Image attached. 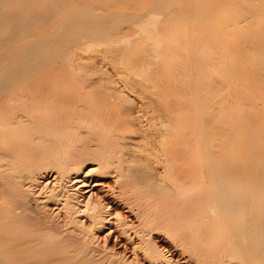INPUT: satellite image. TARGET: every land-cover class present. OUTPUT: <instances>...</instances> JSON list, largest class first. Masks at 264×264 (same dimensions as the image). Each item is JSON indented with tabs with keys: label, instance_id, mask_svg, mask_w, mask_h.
<instances>
[{
	"label": "bare ground",
	"instance_id": "6f19581e",
	"mask_svg": "<svg viewBox=\"0 0 264 264\" xmlns=\"http://www.w3.org/2000/svg\"><path fill=\"white\" fill-rule=\"evenodd\" d=\"M188 1L148 0L138 10L128 9L131 4L118 10L112 3L115 9L108 10L106 4L108 9L102 11L105 7L98 10L84 0H0V264H130L107 248L113 236L117 245L123 242L121 246H127L137 263L140 259L147 264H168L171 260L151 241L153 237L150 239L157 232L177 243L196 264H264V167H259V139L255 140L254 134L259 131V119L255 129L253 121L258 115L252 116V124L251 116L245 117L246 112L252 115L257 109L256 104L254 108L248 104L250 101H245L250 110L242 105L251 85L248 91L242 90L249 81L245 77L242 81L244 63L240 62L244 61L237 59L249 47L252 51L255 42L250 46L246 39L247 48L242 45L245 37L240 38V46L241 40H237V47L228 50L236 51V58L231 55L225 69L226 56L213 50V14H209L213 8L208 12L210 4L204 9L202 0L200 6L198 0H190L197 6ZM236 1L248 4L249 11L259 10V20L263 17L264 0H259V6L248 0ZM244 14H240L243 19L239 23L247 21ZM162 15L163 23L159 21ZM177 22L192 27H182L178 33L173 29ZM123 24L126 28L137 24L136 33L142 37L138 43L149 44L146 51L147 45L141 43L146 53L142 56L141 50L137 56L131 51L139 45L131 51L128 48L129 40L137 35L130 38L131 34H126L129 29L121 31L127 37L119 33L123 52L130 51L135 55L131 61L141 66L138 70L135 64L136 70L143 72L141 87L153 96L152 108L148 107L154 109L159 122L153 129L154 123L151 128L146 126L155 133L157 140L152 138L161 149V168L168 184L156 185V169L131 165L133 159L143 161L131 148L148 134L130 118L132 108H121L111 101L113 94L109 96L76 73L77 53L84 54L95 43L116 46L117 35L112 31L121 30ZM198 27L200 31L203 28L204 35L199 33L202 38L195 31ZM159 30L163 39L166 33L171 34L167 37L169 42L174 39L171 44L159 39ZM260 30L259 65L251 69L256 68L259 80L254 81L263 89L264 30L261 34ZM110 32L112 39H108ZM135 40H130L131 44L136 45ZM215 65L221 67L219 74ZM222 88L227 97L223 96V104L219 96L222 103L217 106L216 93ZM254 96H247L250 103L259 99L264 106V97L254 100ZM90 164L95 167L86 171ZM97 175L113 178L116 191L110 187L101 199L86 196L88 188L103 186L96 181ZM121 207L136 225L114 213L113 209ZM99 232L104 235L102 242Z\"/></svg>",
	"mask_w": 264,
	"mask_h": 264
},
{
	"label": "rangeland",
	"instance_id": "374dc122",
	"mask_svg": "<svg viewBox=\"0 0 264 264\" xmlns=\"http://www.w3.org/2000/svg\"><path fill=\"white\" fill-rule=\"evenodd\" d=\"M83 1V0H82ZM89 3V5L90 6H95V8H106L107 6L109 7V9L108 8H104V10H102V9H100V10H102V11H105V10H113V9H117L118 8V10L119 9H126L125 7H127L128 5H130L131 4V7L129 6L128 7V9H132V7H133V9L135 10H138V8H139V6H141L140 8L142 9V7L143 6H145L147 3H148V0L146 1H144V0H129V2H128V0H104L105 1V3H104V1L103 0H100L101 2H99L98 0V2L100 3V4H105V6L103 5H100V4H98V2L96 1V0H84V4H87L88 5V3ZM91 1L93 2L92 4H91ZM94 1L95 2H97V4L96 3H94ZM138 1V2H137ZM142 1H144V2H142ZM193 1H196V0H193ZM199 1V0H198ZM203 1V3L205 4V6L202 4V6H204V9H207L208 8V6H209V4H210V6L211 7H209L206 11H208L210 8H211V10L210 11H212L213 12V10H214V12L217 10V12H215L216 13V15H215V13L213 12V13H210L209 11V14H213V15H211L210 17H212L211 18V21L212 22H214V23H211V21H210V24H211V26H214V28H212V29H214L212 32H213V36H211L212 38V40L214 39H216V37H217V39H219V41L216 39L215 41L213 40L212 42H214V49L213 50H215V49H217V50H220V51H222V53H221V55L223 56H226V57H224V58H227L226 60H225V62L227 61V63H224L223 65H225L224 66V68L227 66V65H229V63H230V61H231V59H232V57H231V55H233L235 58H236V56H235V53H236V51H233L232 52V50L230 51V52H232V53H228V50H230V48H232V47H237V44L239 43V46L241 45V43L243 42L242 41V39H240V38H243V37H245V38H243V40H244V44L242 43V45H245V43H247V40H248V43H249V45L250 44H252L253 45V43L255 42V46L253 45V46H251L252 48H254L252 51H248L249 50V45L248 46H246L247 48H248V50H247V53L245 52V54H242V56L240 55V56H238L237 57V59H242L244 62H240V63H244V64H241V68H243V75H245V76H243V79H242V81L244 80V77H245V80H248L249 81V83H248V81H247V83L249 84V85H247L246 84V89H245V87H244V85H245V83H246V81H245V83L244 82H242V83H244L242 86L244 87H242L243 89V91H246L247 89H248V87H249V91L247 92V93H244L245 94V98H246V100L243 98V103H242V105H246L245 106V108H246V110L248 111V110H250L255 104V108L254 109H257L258 110V106H259V113L257 112V110H254L253 112H255V113H253L252 115L249 113V112H251V111H248V112H246L247 113V116H245L246 114H245V112H244V116L247 118H250V116H251V118H252V120L250 121V120H248L247 119V122H251V124H252V121L255 119V117H252L253 115L254 116H256V115H258V117L253 121L254 123V125L258 122L259 124H256L257 126L259 125V131L257 132L256 131V133H254V134H256V139L255 140H257V137H258V141H257V143H258V146L256 147L257 148V150L259 151V153H260V156H259V154H258V156L261 158L260 159V162H259V167H264V106L262 105V103L260 102V100L258 99L259 98V96H260V94L259 93H261V95H262V90H264V88L262 89V87H261V85L260 84H258L259 82L257 81V84H256V81H254V79L255 80H259L258 78L256 79V76H257V73H256V75L254 74L255 73V69L256 68H254V71L251 69V66H253V67H258V66H256V64L257 65H259V49H258V47H259V37H261V35H259V28H261V27H264V15H263V19L262 18H260V20H259V10L258 11H256V12H252V11H249L248 9L249 8H246V6H248V4L247 5H245L242 1H241V3H239V1H236V0H234V1H230V0H225L226 1V3H225V1L224 0H222L221 2H220V0L219 1H209V3H208V1L206 0V2L204 1V0H202ZM229 1V2H228ZM248 1H250L251 2V4H253V5H257V6H259V0H248ZM110 2V3H109ZM125 2H127V3H125ZM189 3L191 2L192 4L194 3V2H192V1H188ZM210 2H212L213 4H215L214 2H218V3H216L215 5H217V6H215V5H213V4H211ZM238 3V5L236 4V3ZM79 3H81L80 2V0H79ZM113 3V4H112ZM116 3L118 4V5H116ZM134 3V4H133ZM135 3H136V5H135ZM221 3H223V5L221 4ZM228 3V4H227ZM83 4V3H82ZM106 4H108L107 6H106ZM114 5V7L112 6V5ZM121 6H120V5ZM124 4H125V6H124ZM196 6H197V2L196 3H194ZM193 4V5H194ZM219 4V5H218ZM235 4V5H234ZM100 7H99V6ZM111 5V6H110ZM134 5H135V7H137V8H135L134 7ZM198 5L200 6L201 5V1H199V3H198ZM225 5V6H224ZM97 6V7H96ZM117 6H119V7H117ZM201 6V7H202ZM207 6V8H205ZM213 6H215V7H213ZM223 6V7H222ZM229 6V7H228ZM110 7H111V9H110ZM113 7V8H112ZM219 8V9H215V8ZM223 9H222V8ZM242 7V8H241ZM212 8H213V10H212ZM221 8V9H220ZM229 8V9H228ZM98 9V10H99ZM121 9V10H122ZM127 9V10H128ZM229 11H228V10ZM218 10H220V11H218ZM221 10H222V13H221ZM227 10V11H226ZM115 11V10H114ZM239 11H241V13L242 14H244V13H246L247 11L249 12V13H247V14H244V15H246L245 17H246V20L247 21H245L244 20V23L246 24H244V23H239V21H241V19H243V18H240V12ZM243 11V12H242ZM207 12V13H208ZM226 14H225V13ZM219 13V14H218ZM230 13V14H229ZM234 13V14H233ZM218 14V15H217ZM221 14V15H220ZM238 14H239V18H238ZM249 14V15H248ZM224 15V16H223ZM225 15H226V17H225ZM231 15L234 17H231ZM163 16L164 15H162L161 17H160V20L159 21H162L161 19H163ZM215 16H217V17H215ZM221 16V18L219 19V17ZM229 16V17H228ZM248 16H249V18H248ZM252 16V17H251ZM225 17V18H224ZM229 18V19H232V20H230L229 21V19L227 20L226 18ZM231 17V18H230ZM223 18V19H222ZM237 18V19H236ZM214 21H213V20ZM225 19V20H224ZM262 19V20H261ZM164 20V19H163ZM223 21L224 20V22H220V21ZM227 20V21H226ZM234 20H235V22H237V23H234ZM226 21V22H225ZM231 21H233V22H231ZM164 21H162V23H163ZM182 22V21H181ZM181 22H179V24H178V22H177V24H176V27L174 28V25H173V29H175V31H178V33L181 31V30H183L185 27H188L189 25H187L186 26V24L187 23H184V24H182ZM216 22V23H215ZM259 22H261V23H259ZM161 23V22H160ZM161 23V24H162ZM225 24V25H223V24ZM233 23V24H232ZM219 25V26H215V25ZM234 24H236L235 26H234ZM261 24V26L259 27V25ZM124 25V27L123 28H125V29H119L117 32L116 31H112L113 32V35L116 33V37H117V39H115L116 37L115 36H113L114 38L113 39H115V40H117V42L118 41H120L119 43H115L116 44V46H112V45H98V44H94V45H92V47H90L86 52H84V54H83V52H82V54H80V53H77V55L79 56L78 58H75V60H77L76 62L77 63H79V64H77L75 61H74V64H75V66H76V71L78 70L79 72H76V73H79V77L81 76V77H83V76H85V81L87 80V78H89L88 80H89V82L88 83H91V82H93V83H95V87H97V88H99L101 91H104V93L106 92L107 94H109V96H111L112 94V96H111V101H116L117 103H118V105H120V107L121 108H123V109H126V108H130L131 109V114H132V116H130V118L131 119H134V120H136V121H134V123L136 122L138 125H140L141 127H142V129L143 130H145L146 131V134H147V130H148V134L144 137V138H142V137H140L138 140H136V142H135V144L137 145L135 148H131L132 149V151L134 152V154H135V156H139V157H141V158H143V161H141V162H138V161H134V159H133V162L131 163V165L134 167V168H136V169H145V170H153V169H156L157 170V173H159V180H157V182H156V185H164V184H168L169 183V180L168 179H166L164 176H163V168H161V167H163V165H162V163H161V149L158 147V145H157V143L155 142V140H157L156 139V137H154V132L152 131H150L149 129L151 128V124H153L152 125V129H153V127H154V125H156V123H158L159 122V119L157 118V116H155L156 114L154 113V109H151L152 108V106L151 105H153V104H151V99H152V97L153 96H151V94H149L147 91V94H146V92H145V90L141 87V79L140 78H142V76H141V74L143 73L142 71H137L136 70V63H134V61H131L132 59L134 60V58H135V55H137V56H141V53H140V51L141 50H144V49H142V47H144L145 46V44L147 45V43L145 42L144 44H143V42L141 41V42H139L138 43V41L140 40V37H141V35H138L136 32H138L139 33V28L135 25H130V27H127L126 28V25L125 24H123ZM183 25V26H182ZM244 25L246 28H243L242 26ZM157 26H159V23H157ZM163 26V25H162ZM161 25L159 26V27H161L162 29H163V27H162ZM223 26V27H222ZM159 27H157L158 29H160L161 30V28H159ZM179 27H181V28H179ZM182 27H183V29H182ZM189 27H192V26H189ZM200 27H202V26H200ZM218 29H216V28ZM218 27H220V28H218ZM235 27H236V29H235ZM239 27H242L243 28V30H242V28H239ZM203 28H205L204 26H203ZM203 28H202V31H203ZM211 28V27H210ZM224 28V29H223ZM128 31H127V30ZM131 29V30H130ZM177 29V30H176ZM223 29V30H222ZM136 30V31H135ZM160 30H159V32H160ZM217 32H219V33H216V31ZM220 30H221V32H220ZM225 30V31H224ZM240 30H242L241 32H240ZM264 30V28L262 29V31ZM121 31L122 32H125V31H127L126 32V34L127 35H130L129 37L131 38V37H133V35H137V37L136 36H134L133 38H131L130 40H135V41H137L136 43V45H134L135 44V42H132V43H134V44H131V42H130V40H129V44L131 45H128V46H130V47H128V48H130V51H131V49L132 48H134L133 46H137V45H139V46H137V47H135L134 49H132V51H131V53L133 54L134 52V56L132 55V54H129L128 52H130V51H128L127 53H125V52H123L125 49H122L123 47H124V45L122 46L121 45V38H118L119 37V33H121ZM173 31V30H172ZM175 31H173V33H175ZM195 31H197L198 32V34L197 35H199V33L200 34H202V31H200V28L198 27V28H195ZM224 31V32H223ZM237 31H239V32H237ZM261 30H260V34L261 33H263ZM112 32H110L109 34H108V39H110V37L109 36H111V33ZM163 32V31H162ZM162 32H160L161 33V35H160V37H159V39L160 40H164V39H168L167 37H170V35L171 34H168V33H166L165 31V35H164V39L161 37V36H163V34H162ZM211 32V33H212ZM135 33V34H134ZM177 32L175 33V34H178ZM216 33V34H215ZM223 33V34H222ZM225 33V34H224ZM239 33H241V36H239L240 34ZM242 33L244 34V35H242ZM121 34H124V33H121ZM126 34H124V37H127V36H125ZM133 34V35H132ZM196 34V32L194 33V35ZM224 36H222V35ZM226 34H227V37H226ZM264 34V33H263ZM263 34H262V39L264 40V37H263ZM202 35H204V34H202ZM201 35V37H200V35L198 36V38L200 37V38H202L203 36ZM212 35V34H211ZM217 35H219V36H217ZM123 35H121V37H122ZM139 36V37H138ZM166 36V37H165ZM214 36H215V38H214ZM220 36H222V37H220ZM239 36V37H238ZM172 37V36H171ZM170 37V38H171ZM196 37V36H195ZM142 38V37H141ZM162 38V39H161ZM111 39H112V36H111ZM118 39H120V40H118ZM139 39V40H138ZM173 39V38H172ZM172 39H170V42H172L171 40ZM223 39V40H222ZM247 39V40H246ZM114 40V41H115ZM174 40V39H173ZM220 40H221V42H220ZM239 40H241V42L238 41ZM250 40V41H249ZM254 42H253V41ZM167 41V40H166ZM165 41V42H166ZM222 41H223V43H222ZM225 41V42H224ZM238 43H237V42ZM246 41V42H245ZM162 42V41H161ZM169 42V39H168V43L169 44H171ZM217 42H219V43H217ZM251 42V43H250ZM264 42V41H263ZM141 43H142V45H141ZM256 43H258V44H256ZM114 44V45H115ZM118 44V45H117ZM164 43H162V45H163ZM217 44V45H216ZM220 44V46L222 47L223 45V49L220 47V46H218ZM142 47H141V46ZM149 45V44H148ZM148 45H147V47H144L145 49H146V51H147V48H148ZM213 45V44H212ZM117 46H119V47H117ZM216 46H218V47H216ZM107 47V48H106ZM111 47H114V48H111ZM122 47V48H121ZM132 47V48H131ZM138 47H139V49H138ZM141 47V48H140ZM220 47V48H219ZM234 47V48H235ZM256 47V48H255ZM104 48V49H103ZM110 48H111V51H109L110 50ZM117 48V50H116V52H115V49ZM161 48H162V46H161ZM161 48H160V50H161ZM251 48V49H252ZM122 50L121 52H123V53H125V54H123L122 55V53L120 52V53H118L117 55H116V53L118 52V50ZM250 49V50H251ZM112 51H114V52H112ZM112 52V53H111ZM214 52V51H213ZM235 52V53H234ZM252 52V53H251ZM253 52H258L257 54H254ZM105 53V54H104ZM108 53V54H107ZM113 53H114V55H113ZM144 53H146L145 52V50L143 51V53H142V56H144L145 54ZM180 54H182L183 55V53L180 51L179 52ZM217 53H219L218 51H217ZM249 53V54H248ZM120 54L123 56L122 58H121V56H120ZM144 54V55H143ZM81 55V56H80ZM109 55V56H108ZM171 55V54H170ZM173 55V54H172ZM215 55H217V54H215ZM220 55V56H221ZM245 55V56H244ZM101 56L102 57H104L103 58V60H105L106 59V61L108 62V64H110V65H108L107 64V62L106 61H102V59H101ZM126 58H125V57ZM134 58H133V57ZM116 57H117V59L118 58H121L120 60L118 59H116ZM233 57V58H234ZM243 57L245 58V59H243ZM80 58V59H79ZM123 58H125V59H123ZM131 58V59H130ZM136 58H139V59H141L142 57H136ZM223 58V59H224ZM79 59V60H78ZM111 59V60H110ZM114 59H115V61H114ZM223 59H221V57H220V60H221V63H223ZM240 60H238V61H240ZM241 60V61H242ZM245 60H247V61H245ZM116 61H118L119 63H117ZM123 61V62H122ZM126 61V62H125ZM133 63V64H131V62ZM229 61V62H228ZM121 62V63H120ZM117 63V64H116ZM129 63V64H128ZM220 63V64H221ZM116 64V65H115ZM119 64V65H118ZM121 64V65H120ZM123 64V65H122ZM130 64H131V66H130ZM136 64V65H135ZM219 64V65H220ZM134 65V66H133ZM147 65V64H146ZM145 64H144V66H146ZM218 65V66H219ZM223 65H220L221 67H223ZM243 65H244V67H243ZM245 65H246V67H247V65L249 66V67H245ZM112 66V67H111ZM114 66H117L116 67V69L115 70H117V71H115L114 70ZM132 66H133V68H132ZM138 66V65H137ZM148 67H151L150 69H152V66H149V65H147ZM146 66V67H147ZM218 66H216L215 65V69L217 68H219ZM114 67V68H113ZM141 68V66H138V70ZM143 67V66H142ZM154 67V66H153ZM221 67H220V69H221ZM228 67V66H227ZM226 67V68H227ZM80 70H79V69ZM82 68V69H81ZM120 68V69H119ZM125 68H128L129 69V71H131V69H132V71L131 72H129V73H127L126 72V70L128 71V69H125ZM225 68V69H226ZM250 68V69H249ZM214 69V70H215ZM124 70V71H123ZM224 70V69H223ZM223 70H220L222 73L223 72H225V71H223ZM249 70V71H248ZM257 70H259V68H257ZM123 71V72H122ZM135 71V72H134ZM215 71H217L218 73L217 74H219V69L218 70H215ZM246 71V72H245ZM247 71L249 72V74L247 73ZM250 71H251V74H250ZM126 72V73H125ZM140 73V75L138 76V74ZM164 73L166 72L165 70L163 71ZM220 72V74H222ZM256 72H258V71H256ZM135 75H134V74ZM138 73V74H137ZM163 73V74H164ZM246 73L249 75V79H248V76L246 77ZM254 75H253V74ZM82 74V75H81ZM124 74H126V75H124ZM129 74V75H128ZM216 74V72L214 73V75ZM217 74H216V76H217ZM259 74V73H258ZM143 75V74H142ZM77 76V78L79 79V77ZM138 76V77H137ZM141 76V77H140ZM251 76H255V77H251ZM80 77V78H81ZM91 77V78H90ZM219 77V76H218ZM217 77V78H218ZM258 77H259V75H258ZM252 78V79H251ZM250 80H252V81H254V82H252V81H250ZM85 81H83L82 82V80L80 79V82L83 84H85ZM251 82V83H250ZM80 84V83H79ZM125 84H127V85H125ZM255 85V86H254ZM259 85H260V87H259ZM84 86H87V85H84ZM252 86H253V88H252ZM258 86V87H257ZM138 87H140V88H138ZM254 87L256 88V89H254ZM134 88V89H133ZM142 88V89H141ZM251 88L253 89L252 90V92L254 91L255 92V96H254V94H252L251 93ZM223 89V88H222ZM222 89H221V91H222ZM144 90V91H143ZM224 90L225 89H223V91L222 92H217L216 93V96H218V98H216L215 97V101L217 102V106H219L218 105V103L222 100L224 103L223 104H225V99L223 100L222 98H223V96H225L224 98H226L227 96L225 95V92H224ZM241 90V91H242ZM257 92H256V91ZM259 90H260V92H259ZM249 92H250V94H249ZM253 92V93H254ZM227 93V92H226ZM219 94V95H218ZM221 94H222V96H221ZM247 94V95H246ZM249 94V95H248ZM264 94V93H263ZM221 98H220V97ZM247 96H254V100H256V99H258V101H257V103H256V101L254 102V103H250L251 102V99H247ZM257 96H258V98H257ZM261 97H264L263 95L262 96H260V99H262ZM221 99L220 101L218 100V99ZM249 98V97H248ZM145 100V101H144ZM252 100H253V98H252ZM263 100V99H262ZM147 101V102H146ZM222 101H221V103H222ZM248 102V101H250L248 104H250V105H247L246 104V102ZM253 102V101H252ZM147 103V104H146ZM148 103H150V104H148ZM220 103V104H221ZM142 105V106H141ZM227 105V104H226ZM229 105V104H228ZM151 106V108H149V107ZM247 106H249V109L247 108ZM257 106V107H256ZM147 107H148V110H147ZM242 107V106H241ZM251 107V108H250ZM243 108V110L242 111H245V108L244 107H242ZM241 108V109H242ZM122 109V110H123ZM152 111H151V110ZM148 111L149 113H147L146 114V111ZM253 110V109H252ZM143 111V112H142ZM258 113V114H257ZM151 115V116H148V115ZM153 114V115H152ZM249 115V116H248ZM155 117L154 119L152 118V117ZM149 117H151V118H149ZM147 118H149L150 120L151 119H153V120H151L152 121V123L150 122V121H147V120H149V119H147ZM157 118V119H156ZM254 118V119H253ZM259 119V121H257L256 122V120H258ZM155 120V122H153ZM148 122H150V123H148ZM135 123V124H136ZM146 123L150 126V128H149V126H146ZM254 125H252L253 127H254ZM256 125H255V129H256ZM134 130L135 131H137L136 130V128H134ZM248 131V130H247ZM255 132V131H254ZM257 133H259V136H257L258 134ZM245 134H247V136L246 137H248V133H246L245 132ZM152 136H153V138L155 139H153L152 138ZM242 136H245L244 134L243 135H241V137ZM243 138V137H242ZM246 139L247 138H244V140L246 141ZM85 140H87V139H85ZM248 140V139H247ZM257 144H255V146H256ZM147 159V160H146ZM149 159V160H148ZM262 161V162H261ZM87 168H86V171L88 170V169H90V168H94L95 166L93 165V164H90V165H88V166H86ZM98 176V177H97ZM97 176H95V179H96V181H100L101 183H103L102 185L103 186H100V187H96V188H88L87 190H90V192L89 193H87V194H85L86 196H88V195H91L90 197H93L94 199H101V197H103L104 195H106L105 193L106 192H108V191H111L112 189H113V191L115 192L116 191V188L115 187H113L114 186V180H113V178L111 179V178H102L101 176L99 177V175H97ZM163 177V178H162ZM164 179V180H163ZM105 186V187H104ZM110 187L112 188V189H110ZM107 189V190H106ZM109 189V190H108ZM104 191H106V192H104ZM106 202V201H105ZM126 208H117V209H113V211H115L114 213H117V214H119V216L122 218H125L124 220L126 221V223H128V224H133V225H136V222H135V220L132 218V216H130L129 215V213L128 212H126ZM129 221V222H128ZM99 241H101L102 242V240L103 239H101V237H103L104 235L103 234H101L100 232H99ZM114 237V236H113ZM111 238L109 241H107V243H106V246H107V248L109 249V250H113V252L114 253H118V255L120 256V255H122L121 257H124L125 258V260H126V262H128V263H130V264H136L137 263V261H135L134 260V256H133V254L132 253H128L126 250L128 249L127 248V246H126V248L124 247V246H121L122 244H123V242H119V244L117 245L116 244V241L117 240H115L114 238ZM153 237V238H152ZM152 238V239H151ZM150 239H151V241L152 242H154V244H155V246L159 249V250H161L160 252L162 253V254H164V255H166V258H168V259H170L171 260V262H167L168 264H196V263H194L193 261V259H191V257L190 256H188V253L186 254L185 252H183V249L179 246V247H177V243H176V245H175V243L174 242H172L171 240H167V239H165L163 236H161L160 234H158V232H157V234L156 235H152V236H150ZM162 240V241H161ZM168 241V242H165L164 243V241ZM119 241V240H118ZM171 241V242H170ZM173 243V244H172ZM211 246H213L214 247V243H211ZM169 251V252H168ZM180 251V252H179ZM127 252V253H126ZM181 252H182V254H181ZM167 254H168V256H167ZM181 254V255H180ZM186 254V255H185ZM188 258H190V259H188ZM136 263H135V262ZM173 262V263H172ZM176 262V263H175ZM137 264H147V262H145L144 260H140L139 259V262L137 263ZM164 264H166V262L164 263Z\"/></svg>",
	"mask_w": 264,
	"mask_h": 264
}]
</instances>
